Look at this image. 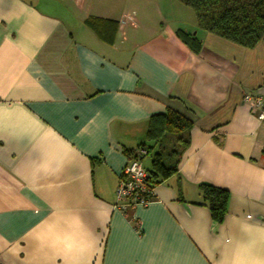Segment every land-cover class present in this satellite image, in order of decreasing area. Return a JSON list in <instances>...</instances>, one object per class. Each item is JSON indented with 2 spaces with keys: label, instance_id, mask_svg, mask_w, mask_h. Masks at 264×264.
Instances as JSON below:
<instances>
[{
  "label": "crops",
  "instance_id": "obj_1",
  "mask_svg": "<svg viewBox=\"0 0 264 264\" xmlns=\"http://www.w3.org/2000/svg\"><path fill=\"white\" fill-rule=\"evenodd\" d=\"M155 1L0 0V264H264V119L243 102L264 36L192 33ZM167 109L191 123L177 172L125 214L124 151ZM201 183L228 191L221 223Z\"/></svg>",
  "mask_w": 264,
  "mask_h": 264
},
{
  "label": "trees",
  "instance_id": "obj_2",
  "mask_svg": "<svg viewBox=\"0 0 264 264\" xmlns=\"http://www.w3.org/2000/svg\"><path fill=\"white\" fill-rule=\"evenodd\" d=\"M178 1L193 10L198 28L237 46L253 48L264 36V0ZM92 21L87 20V24L97 30ZM179 36L195 51L200 47V41L192 34L179 30ZM190 125L186 117L172 109L153 115L148 120L146 141L136 147H144L147 156H150L146 170L151 186L177 172L176 164L188 144ZM133 151L128 149L124 152L131 157ZM198 188L199 204L207 207L213 222L221 223L227 212L228 191L208 183H201Z\"/></svg>",
  "mask_w": 264,
  "mask_h": 264
},
{
  "label": "built area",
  "instance_id": "obj_3",
  "mask_svg": "<svg viewBox=\"0 0 264 264\" xmlns=\"http://www.w3.org/2000/svg\"><path fill=\"white\" fill-rule=\"evenodd\" d=\"M243 102L258 120L264 119V95L246 93ZM146 156L144 147H135L118 179L113 206L125 214L148 205L154 198V186L149 184V173L141 162Z\"/></svg>",
  "mask_w": 264,
  "mask_h": 264
},
{
  "label": "rangeland",
  "instance_id": "obj_4",
  "mask_svg": "<svg viewBox=\"0 0 264 264\" xmlns=\"http://www.w3.org/2000/svg\"><path fill=\"white\" fill-rule=\"evenodd\" d=\"M171 1H173V16L178 20V22H180V24H182L181 26H183V28L185 29L190 28V30H192V33L197 31V33L199 34L202 30L197 27L195 15L191 8L184 6L178 0H156L155 2L161 6V9L168 10L169 7H167V5H170L169 3ZM141 162L144 167H148L150 162V156L144 157Z\"/></svg>",
  "mask_w": 264,
  "mask_h": 264
}]
</instances>
